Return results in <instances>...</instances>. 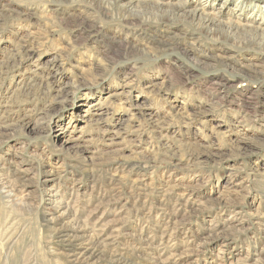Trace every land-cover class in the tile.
<instances>
[{
  "label": "rangeland",
  "instance_id": "1",
  "mask_svg": "<svg viewBox=\"0 0 264 264\" xmlns=\"http://www.w3.org/2000/svg\"><path fill=\"white\" fill-rule=\"evenodd\" d=\"M263 4L0 0V264H264Z\"/></svg>",
  "mask_w": 264,
  "mask_h": 264
},
{
  "label": "bare ground",
  "instance_id": "2",
  "mask_svg": "<svg viewBox=\"0 0 264 264\" xmlns=\"http://www.w3.org/2000/svg\"><path fill=\"white\" fill-rule=\"evenodd\" d=\"M75 1V0H74ZM86 2H88L89 4H92L96 7H99V8H106V7H110V6H122L123 3L125 1H131V0H85ZM241 2V1H240ZM106 4H110V6L106 5ZM156 5V3H155ZM163 5V4H162ZM207 4L204 3V5L200 6L199 8V11L203 12V8L206 6ZM264 5V4H263ZM139 6V5H138ZM155 7V6H154ZM112 8V7H111ZM143 8V7H142ZM146 9V8H144ZM159 9V8H158ZM197 9V8H196ZM106 10V9H105ZM111 11V10H110ZM109 11V12H110ZM158 11V10H157ZM178 11V10H176ZM128 12V11H127ZM159 12V11H158ZM188 12V11H187ZM205 12V10H204ZM136 12H131L128 16L130 18H134L135 20L137 21H140L141 23L142 22H148L150 18L148 19H143V18H139V15L138 13ZM164 13H165V10H164ZM174 13V12H173ZM171 11L170 12H167V14L165 15H160L159 18H162L164 16V19L162 20V22H168L170 24H176L178 25V23L175 21L176 20V17H175V14H173ZM200 13V12H199ZM199 13H198V16H199ZM193 14V13H192ZM206 14V13H204ZM150 15V13H149ZM181 15V14H180ZM210 15V14H209ZM188 16V14H187ZM240 16V14H239ZM179 17V16H178ZM184 17V16H183ZM181 17V18H183ZM196 17V16H195ZM203 18L201 21L198 20L196 21H190V23L194 26V28H196V30L200 33H204V34H208V35H213L215 34V32H219L222 34V36H224L226 39L225 40H228V41H239V43H241L242 47L243 46H246V47H251L253 49H261V50H264V29H262L260 32L261 34L256 36V35H251V36H248L246 35L245 31H241L240 29L242 28V26H240L239 24L238 25H235L229 21V23H223L221 22L220 20L217 19V15L215 13V16L213 17H208V16H204L203 15ZM184 19V18H183ZM186 20V19H185ZM256 20V19H254ZM178 21V20H177ZM188 22V21H187ZM264 22V21H263ZM262 23V22H261ZM84 24V23H83ZM87 24V23H85ZM190 24V25H191ZM88 25V24H87ZM191 25V26H192ZM228 25V26H227ZM248 25V24H247ZM244 28V27H243ZM242 28V30H243ZM253 28V27H252ZM246 29V28H245ZM255 29V28H254ZM251 31V27L249 29ZM256 30V29H255ZM259 31V30H257ZM252 33V32H251ZM218 34V33H217ZM249 34V33H248ZM254 34V33H253ZM219 37V36H218ZM218 39V38H217ZM240 45V44H238ZM208 56V55H207ZM202 62V61H201ZM203 65V64H202ZM32 87V86H31ZM102 238V237H100ZM104 241V240H102ZM105 242V241H104ZM102 243V242H101ZM83 251V250H82ZM118 258V257H117Z\"/></svg>",
  "mask_w": 264,
  "mask_h": 264
}]
</instances>
